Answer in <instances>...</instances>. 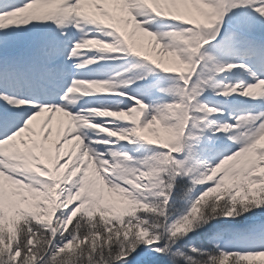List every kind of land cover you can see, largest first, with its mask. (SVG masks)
Wrapping results in <instances>:
<instances>
[{
	"label": "snow or ice",
	"instance_id": "6c2138e0",
	"mask_svg": "<svg viewBox=\"0 0 264 264\" xmlns=\"http://www.w3.org/2000/svg\"><path fill=\"white\" fill-rule=\"evenodd\" d=\"M253 2L0 0L4 33L0 45L11 37L8 29L33 24L39 32L25 44L0 49V264H153L156 260L264 264V247L226 250L250 236L264 243V219L242 228L213 224L199 245L190 240L178 244L210 221L264 206V110L230 112L234 122L219 121L210 117L222 115L224 109L200 99L209 89L225 97L236 93L264 99V78L255 72H250L254 82L215 79L219 73L247 65L220 61L205 48L216 40L233 53L264 51V38H256L255 25L224 28L231 9ZM260 5L255 11L264 16V0ZM157 18L183 23L159 33L146 26ZM49 21L60 28L59 33L53 35V30H40L34 24ZM65 25L76 28L80 37L72 40L61 27ZM88 51L102 55L88 56ZM112 53H129L175 74L169 85L159 89L173 98L152 105L146 113L149 105L119 87L115 77L77 78L67 64L77 58L74 66L83 68L114 58L103 55ZM68 76H72L69 86L60 93L58 82ZM131 83V79L119 81L125 86ZM94 94L124 96L134 103L86 101L89 107L75 113L70 109L81 97ZM42 114L47 116L40 120ZM54 125L53 145L44 138ZM85 129L97 135L90 136ZM205 129L213 134L231 129L227 139L241 146L214 165L202 160L203 151L219 154L211 137L202 144ZM117 137L130 142L138 138L160 148L130 165L132 157L127 153L109 149V159L92 147L115 143ZM178 176L189 178L184 198L190 203L174 216L168 209ZM205 182L210 183L192 198L195 187Z\"/></svg>",
	"mask_w": 264,
	"mask_h": 264
},
{
	"label": "rangeland",
	"instance_id": "374dc122",
	"mask_svg": "<svg viewBox=\"0 0 264 264\" xmlns=\"http://www.w3.org/2000/svg\"><path fill=\"white\" fill-rule=\"evenodd\" d=\"M257 4L258 3H256L255 0L251 4H237V6L233 9H231L228 12V14L225 16L224 21H223L224 28L228 29L230 27L231 20H232V18L235 17V14H237V17H239V18H243V17L244 18L247 17L248 19L254 18V21H258L261 24V21H264V16H261V14H259L255 11V9L257 7L261 6L260 4L259 5H257ZM182 23L183 22L175 21L174 19H173V23H168V22H165L163 20H160V18H157L155 20L149 21V23L146 26H148L150 28V30L157 31L159 33H163L164 31H168V30L174 28L175 25L182 24ZM21 30H22V28L6 30L7 32L11 33L12 35L9 39L5 40L4 45H0V49H2L4 46L15 47L16 45H18L21 42V38L23 36V34L20 33ZM70 32L71 33L68 35L74 39H78L81 35V33L74 27ZM221 34H223V32ZM3 36H4V33L0 32V37H3ZM167 39H168L167 37H164L165 41ZM60 40L64 41V40H66V38L60 37ZM217 44H218V41L214 40V41H211L208 45H206L205 48L209 52L214 53L217 56L218 60H220V61H227V60L237 58L239 60V62L243 60V62L250 65L251 66L250 69H253L252 67H254V65L256 64V61L259 62V60L256 59V57L253 55L254 54L253 52L233 53L229 49L226 50V48L225 49L220 48ZM87 55L88 56H93V55L99 56L102 54L98 53L97 51H91V52L88 51ZM103 55L112 56L114 58H111L109 61H106V63H104V65L98 63V62H101L102 60H99L98 62L90 64V65H86L83 68H76L73 64V67L70 68L73 75H75L77 78H89V76H91V77H95L97 79H106V78L115 77V79L118 83V86H120L127 93H130L131 94L130 96L139 97L140 99L145 100L148 103H152V104L157 103L158 102L157 100H159L160 98H164L167 100L169 98H166V97H168V96L173 97L172 94L159 91V89L161 87H166L167 85H169L172 82V77L175 74L165 73V72H163V70L158 69V68H156V66L151 65L149 62L143 60V58H141L138 61L128 60V57L125 53H112V54H103ZM240 57L242 58V60ZM105 60H108V59H105ZM115 60H117L116 61L117 63H114ZM112 63H114V64H112ZM109 64H112V66ZM133 65H138V66L133 67ZM108 67H110L112 69H110ZM113 67H117V68H113ZM118 73L120 74L119 76H117ZM133 74H135V75H133ZM235 75H243L244 77L250 76V74L245 72L243 70V67H242V69L241 68H233L230 71L226 70L223 73H219V74H217L215 79L223 80L225 83L233 82V77ZM137 77H143V78L142 79H136ZM146 78H148L150 80V82H148V83L140 82ZM125 79H131L133 81V83H131L130 85H127V86L119 84V81L125 80ZM209 95L211 96L210 98L209 97L205 98V97L201 96L200 99L203 101L209 102V103H218L219 106L224 109L222 115L220 113H217V114H212V116L210 117V118H216L219 121L228 120L229 122H234V121H232L231 117L229 116L230 112L233 113L234 115H239V114H247L249 112L256 114L259 111L264 110V103L259 104L258 100H257L255 102V104L252 103V105H250V103H248L249 101L245 102L246 100L249 99V97H244V96H241V95L236 94V93L230 94L227 97H225L223 95H215L213 93H209ZM94 96H95V94L90 95V96L81 97L78 100V102L76 103L75 107H72L71 105H69V107H70V109H74L76 107H78V108L89 107L90 105L86 104L85 103L86 101H92L93 103L100 101V100H98V98L96 99ZM223 99H225L226 101H224ZM126 100H120V101H126ZM234 100H237V101L242 102V103L244 102V103L242 106L235 105V104H232V101H234ZM0 103H2V102H0ZM132 103H134V102L132 101ZM121 106L123 107L124 105L122 104ZM239 107H241V108H239ZM254 111H256V112H254ZM213 127H215V125ZM206 131H207V133H206L207 135L204 134V139L202 140V143H204V144L209 143V140L207 139V137H211L212 142H214L217 145L219 142V140L217 139V136L219 135V133H222L223 131L216 132L215 134H213L212 129H206ZM223 133H225V132H223ZM132 150H134V151H132V152L125 151V152H127V154L130 155V157H132V159L128 162L130 165H136V162L138 159H142L145 156L152 155L151 149L149 150L145 146L139 147V148H133ZM236 150H238V149H235V151ZM224 155H225V152H223L222 150L219 149L218 155L215 152L209 153L208 151H203L199 154V158L202 160H205V161H209L211 164H213L215 161H217V159L219 160ZM178 180H179V176L177 177L176 182ZM209 183L210 182H205L203 185H197V186L200 188L201 187L205 188L208 186ZM198 194H199V192H196V194H194L192 192L191 197L194 198ZM172 197H173V191H172ZM170 201H171V199H170ZM189 203H190V201L186 200L184 203L179 204L178 208L175 207V209H173V212H177L178 209L180 210V212L183 210H186V208L189 206ZM0 212H2V204H0ZM180 212H178L177 215H179ZM2 219H3L2 216H0V222H2ZM191 234H192V231H190L187 236L183 237L182 240H190L189 237L191 236ZM187 238H189V239H187ZM191 242H193V241H191ZM183 243H185V241H183ZM250 246L256 247V245H254V244H251ZM260 246L264 247V244H261ZM248 250H250V249H248ZM252 250H257V249H252ZM156 261H158V260H156ZM156 261H154V262H156Z\"/></svg>",
	"mask_w": 264,
	"mask_h": 264
},
{
	"label": "trees",
	"instance_id": "16d2710c",
	"mask_svg": "<svg viewBox=\"0 0 264 264\" xmlns=\"http://www.w3.org/2000/svg\"><path fill=\"white\" fill-rule=\"evenodd\" d=\"M255 2L258 3L257 5L260 4V0H255ZM52 23H54V22H51V21H49V22H34V24H38L40 26V29L48 27ZM237 24H241V25H249V24L255 25L256 26V32L255 33H260V34L264 35V26H262L258 21H254V18H250V19H248L247 17L246 18H244V17L243 18H239V17H237V14H235V17L232 18V20H231L230 27L235 26ZM32 26H33V24H30L27 28H22V30H21L27 36L26 39L28 38L29 35H32L31 31H30V28H29V27H32ZM28 33H29V35H28ZM259 99L260 98H256V99L249 98L245 102L257 101ZM232 131L233 130H228V133H223V132L219 133V135L217 136V139L219 140V142H218V146L219 147L227 148V147H234V146H239L240 145L239 142H234V141H231V140L227 139V135L230 134ZM151 153H152V151H151ZM188 183H190L189 180L181 179V178H179V180L176 182L175 187L173 189V197L171 198V201H169V205H171V207H169L168 211L173 212V209H175V207L178 208L179 204H182L186 200H188V199L184 198L185 186ZM201 189H203V188L202 187L200 188V187L196 186L195 189L193 190V193L196 194V192H199V190L201 191ZM178 212H180L179 209H178L177 212H173V215L174 216L177 215ZM257 219H264V206H262V207H252L251 211L244 212L243 214H241L239 216L232 217V218H223V217H221V218H218L216 220L210 221L209 224L205 225L204 227L193 230L192 234H191V236L189 238H190V241H193L192 243L194 245H199L201 242H203L205 240L204 234L209 231V229L211 228V226L213 224L230 223V224H233V225H236V226L242 228V227H244V226H246V225H248L250 223L255 222ZM65 235H67V233H65ZM189 238H187V239H189ZM226 239H228V237H226ZM183 241L186 242V241H189V240L178 241V244H183ZM242 243H244V244L259 243L260 244L261 241H260L258 236H250V237L241 239L238 243H232V244L228 245L226 247V250H228V251L240 250L239 249L240 248V244H242ZM205 246H207V245H205ZM221 246L224 247L223 244ZM111 247L115 248L116 246L115 245H111ZM99 251L100 250L97 249V252L94 253V255H97L99 253ZM107 251H108V246H105V248H104L105 254H107ZM116 264H119V262H116ZM153 264H163V261L162 260H158V261L154 262Z\"/></svg>",
	"mask_w": 264,
	"mask_h": 264
},
{
	"label": "bare ground",
	"instance_id": "6f19581e",
	"mask_svg": "<svg viewBox=\"0 0 264 264\" xmlns=\"http://www.w3.org/2000/svg\"><path fill=\"white\" fill-rule=\"evenodd\" d=\"M206 93H212V90L209 89L208 91H206ZM166 98H169V99H164V98H160L159 100H157L156 102L157 103H154V104H160V103H164V102H167V101H170V99H172L173 97H166ZM127 101V100H126ZM147 105H149V107L146 109V113H149L151 112L152 108L151 106L154 105L152 103H148L147 101L143 100ZM129 103H132V101H128ZM134 102V101H133ZM77 109H79L78 107L74 108V109H71L73 112H76ZM47 116V114H42V117L39 118L40 120H43L44 117ZM102 118H97V121H100ZM103 119H107V118H103ZM121 123V126H125L127 124H130V122H120ZM37 131H39V125H37ZM51 131V130H50ZM85 131L88 133V135L90 136H96L97 133L94 131V130H89V129H85ZM207 131L206 129L204 130V134H206ZM101 137L104 136V134H99ZM207 135V134H206ZM56 126L54 125L53 129H52V132L50 134L49 137H46L44 138L45 142L46 143H51L54 145V142L56 140ZM115 140V143H106V144H93L92 147L101 151L102 153H105L106 155H108V150L109 149H115L117 151H119L121 154L123 153H127L125 151H127V149H132V148H139V147H143L144 145H147V142H144V141H141L139 140L138 138L135 139L134 141L130 142V141H123V140H119V138H113ZM204 144V143H202ZM70 147V145H68ZM155 146V148H152V154L154 152H156L157 150H159L160 146H156V145H153ZM148 148H150V146L147 145ZM220 150H222V147H219ZM53 152L55 151V148L53 147ZM223 151V150H222ZM183 154V152L181 153ZM108 158L111 159L110 155H108ZM218 161V159H217ZM217 161H215L213 164H215ZM181 179H187L189 180V178L187 176L185 177H179Z\"/></svg>",
	"mask_w": 264,
	"mask_h": 264
}]
</instances>
